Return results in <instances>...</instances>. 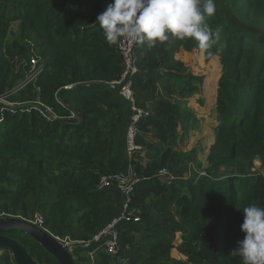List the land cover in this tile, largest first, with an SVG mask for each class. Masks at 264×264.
Here are the masks:
<instances>
[{
	"label": "trees",
	"instance_id": "trees-1",
	"mask_svg": "<svg viewBox=\"0 0 264 264\" xmlns=\"http://www.w3.org/2000/svg\"><path fill=\"white\" fill-rule=\"evenodd\" d=\"M110 2L0 0V95L23 76L14 71L15 57L37 56L43 65L35 82L8 97L25 104L23 108L0 103V214L27 215L32 196L44 227L73 240L89 239L119 214L123 203L117 189L97 190L100 175L123 171L129 164L125 135L119 140L116 132L118 113L129 121L132 112L118 90L106 84L119 78L122 59L95 24ZM214 3L215 13L206 16L202 26L218 32L219 38L204 53L194 39L172 36L152 49L136 47L138 70L132 88L138 104L153 98L154 106L152 115L139 121L136 138L148 160L142 165L135 154L133 164L139 175L149 178L132 192L134 205L142 208L140 221H120L118 254L98 250L97 264H205L219 249L218 234L225 263L243 264L232 253L244 236L242 209L264 207V177L247 175L255 159L264 166V0ZM194 50L206 61L218 57L220 73L214 67L213 74H195L193 61L179 56ZM206 76L208 81L217 76L213 110L218 122L207 163L228 172L216 179L194 174L185 183L184 171L171 165L183 154L197 159L198 149L183 152L174 145L184 144L200 128L187 97L200 95L199 107L210 110L201 96ZM50 114L55 118L48 119ZM163 166L181 178L170 184L159 179L155 175ZM156 216H166L173 235ZM212 223L216 232L210 240L205 229ZM178 232L181 241L176 244ZM0 234L22 243L38 264H59L28 234L14 229ZM93 248L78 247L75 264L88 262L80 253ZM173 248L184 258L168 263ZM0 264H16L9 250L0 251Z\"/></svg>",
	"mask_w": 264,
	"mask_h": 264
},
{
	"label": "clouds",
	"instance_id": "clouds-1",
	"mask_svg": "<svg viewBox=\"0 0 264 264\" xmlns=\"http://www.w3.org/2000/svg\"><path fill=\"white\" fill-rule=\"evenodd\" d=\"M216 11L214 0H111L95 18L106 43L122 39L154 48L170 36L192 38L205 51L216 44L219 33L203 25ZM194 174V173H193ZM243 239L232 250L243 264H264V207L255 204L242 209Z\"/></svg>",
	"mask_w": 264,
	"mask_h": 264
},
{
	"label": "built area",
	"instance_id": "built-area-1",
	"mask_svg": "<svg viewBox=\"0 0 264 264\" xmlns=\"http://www.w3.org/2000/svg\"><path fill=\"white\" fill-rule=\"evenodd\" d=\"M136 47L137 44L131 43L123 39L118 44H116V52L122 59V71L118 79L106 82L107 85H109L112 88H116L118 90L119 95L129 103L132 112L125 133L126 154L129 160L128 167L123 171L100 175L99 182L97 184V190L99 191L115 188L123 195V203L119 214L114 216L109 222L106 223V225L102 229H100L97 233H95L89 239L86 240H73L69 236L60 237L50 233L44 227V217L39 213H36L31 219L28 220L30 223L38 225L39 227L49 232L58 242H60L67 248V250L72 254L73 258L75 257L74 252L78 249V247L88 248L91 246H94V248L86 252L89 255L92 262L94 259V255L98 250H102L110 256L117 255L119 251V233L117 229V224L122 220L139 222L141 219L142 208L138 205H134L132 200V192L134 191L135 185L139 181L149 177L139 175L135 170L132 162L136 161L135 154H138L142 159L146 157V152L144 147L142 145L137 144L136 142V138L138 135V123L141 119L147 118L152 115L154 100L153 98L144 100L143 105L137 103L132 88V77L138 70L136 64V59H137ZM31 62H32V66L35 63L38 66L42 65L40 62L39 63L41 65H39L38 59L36 57H32ZM42 69H43V65L40 69L36 71L31 70L29 78L23 83L17 86L15 85L11 89V91L6 93V95L12 93L14 90L18 91L20 89H23L25 88L24 87L25 85L27 86L30 83L35 82L34 80H37ZM71 87L72 85H69L66 86L65 88H71ZM47 111L51 113L50 109H48ZM46 117L48 119L55 118V116H53L52 114H50V116L46 115ZM259 164L261 165V162H259ZM262 168L263 170L261 171V173H256V174H260L264 177V167ZM192 175L194 174L189 168V170L186 172L184 176H182V178L189 179ZM247 175H252V174H247ZM155 176L165 181L167 184H170L177 177L181 178L179 176H176L173 172H171L169 168H165V167L160 168ZM197 176L205 177V171H202L201 173H197ZM7 216L11 217L12 215H7Z\"/></svg>",
	"mask_w": 264,
	"mask_h": 264
},
{
	"label": "rangeland",
	"instance_id": "rangeland-1",
	"mask_svg": "<svg viewBox=\"0 0 264 264\" xmlns=\"http://www.w3.org/2000/svg\"><path fill=\"white\" fill-rule=\"evenodd\" d=\"M225 14L226 15H229L228 14V11L227 9L224 10ZM244 27H247V28H250V29H253L255 30V28L253 27H249V26H246V25H243ZM12 29L13 30H16L17 29V25L16 24H13L12 25ZM263 34V37H264V32L262 33ZM197 50H194L190 55L186 56L185 57V54L182 53L180 54L179 56H182L183 60L186 62L188 59H191L193 61V72L196 74H199V75H203L205 74L206 72L208 73H211V70H213L214 67H217L218 68V73H220V67H219V59L218 57H213L211 58L209 61H206L203 53L204 51H201L203 53H197L195 52ZM32 57H36L37 56H28V57H22V58H19V57H15L13 60H12V63H13V67H14V71L16 73L22 71L23 72V76L21 78H19V80L17 81L16 83V86L23 83L24 81H26L28 78H29V75H30V72L31 70H38L42 67V65L39 63V65L41 66H38L36 63L32 66V62H31V58ZM189 73V71L187 72H183L181 73L182 76H187ZM213 74V73H211ZM216 74V73H215ZM202 79V78H201ZM36 81V80H34ZM202 84H204V78L202 79ZM214 85V84H213ZM26 87V85L24 86ZM17 90H14L12 93H15ZM2 94V96H0V103L1 104H5V105H8L9 107H20L23 108V106L25 104H23L22 102H9L10 100L8 99V97L12 94ZM205 95V94H204ZM203 96V94L201 95ZM200 97V95H192L190 97H187L186 100H190L188 101V105L191 106V107H195L197 109L196 113L198 115H203L202 117L199 116L198 119L200 120V131L197 132V133H192L191 135H189V143H188V147H191L190 149L192 148H196L198 149V156H197V159L195 158L192 159V158H188L186 157V154H183V156L181 155L178 159H177V164H173L171 165V169L174 170V169H179V170H183V176L186 174V172L189 170V168L191 169V171L194 173V174H197V173H201L202 171H205V177L206 178H209V179H216L218 178V176L220 174H222V172L224 174H226L228 172V169L224 168V167H220V168H210L208 166L209 163H207V155L209 154L210 152V147L213 145L214 143V140H215V130H214V127L217 126L218 122L216 120V113L215 111L213 110L214 108V99H213V96H210V99L206 98L207 99V103H208V106H211L210 107V114H209V119L206 120V116L208 117V112H206L208 109L205 107L203 109V107H199V103L197 102V98ZM204 97V96H203ZM207 97V95H206ZM194 100V101H193ZM190 102V103H189ZM37 103V102H36ZM206 105V104H205ZM209 108V107H208ZM119 117H120V122L118 124V127H117V132H116V137L120 140H123L124 139V135L126 133V129H127V125H128V118L125 117L124 113L123 112H120L118 113ZM198 129V130H199ZM186 143V142H185ZM185 143H180V144H176L174 145L175 147L174 148H178V149H187L188 147L187 146H184ZM158 147H161V149H163V146L161 145H157ZM187 151H189V149H187ZM184 152V151H183ZM151 156H153V151H151ZM158 156H156L157 158ZM140 158V157H139ZM142 159V158H140ZM136 160H137V157H136ZM258 161V162H256ZM142 165H144L145 163L142 162V161H139ZM260 160L259 159H255L253 161V165L251 167L248 168V171L247 173L249 174H252L255 175L256 173H261V171L263 170L262 167H264L262 164L260 165L259 164ZM133 164V162H132ZM134 165V164H133ZM165 168H168L166 166H163ZM162 168V167H161ZM169 168V170L171 172H173ZM245 173V175L247 174ZM189 179L187 180H184L183 181L185 183L188 182ZM237 181V180H236ZM29 202H30V206H29V209L28 211H30L27 215L23 216V215H12L11 217H14V218H19V219H22V220H25V221H28L29 219H31L36 213H39L43 216V214L40 212V211H35L37 210L34 205H31V202L33 204V197L31 196L29 198ZM116 203H117V200H116ZM113 208L116 210L117 207L116 205L113 206ZM173 210L172 207H170L168 209L169 213L166 214V216H169L171 214V211ZM35 211V212H33ZM3 214V213H2ZM0 214V219L1 218H6V216ZM154 216V215H153ZM166 216L165 217H158L156 216V220L159 221L162 225H164V230L169 234V235H173L172 232H171V229H170V225L168 224L167 220H166ZM9 217V218H11ZM44 217V216H43ZM29 222V221H28ZM205 232L208 236V239L210 240H213L214 238V235H215V232H216V223H212L210 224L206 229H205ZM181 234L178 232L176 234H174V239H175V242H177L176 244H179L180 243V239H181ZM218 239L220 240V242L222 241L221 239V234H218ZM218 240V243H217V248L218 251L214 252L212 257L205 263V264H226L225 263V258L223 256V252H220V247H222V244H220ZM222 243V242H221ZM218 252L220 256H218ZM81 254V253H80ZM79 254V255H80ZM82 254L85 256V257H88V262H84V263H80V264H97L96 260H97V257H96V254L94 255V259H93V262L92 260L90 259L89 255L87 254V252H82ZM177 259V258H184L181 254L178 253L177 249L176 248H173L169 251V256H168V259H167V262L170 263L173 259ZM123 263V260H119V261H115L114 264H121Z\"/></svg>",
	"mask_w": 264,
	"mask_h": 264
},
{
	"label": "water",
	"instance_id": "water-1",
	"mask_svg": "<svg viewBox=\"0 0 264 264\" xmlns=\"http://www.w3.org/2000/svg\"><path fill=\"white\" fill-rule=\"evenodd\" d=\"M19 230L28 234L39 243L45 251L55 257L59 264H75L72 254L58 242L49 232L28 221L8 216L0 219V232ZM7 249L13 256L16 264H38L27 249L18 240L0 234V251Z\"/></svg>",
	"mask_w": 264,
	"mask_h": 264
},
{
	"label": "crops",
	"instance_id": "crops-1",
	"mask_svg": "<svg viewBox=\"0 0 264 264\" xmlns=\"http://www.w3.org/2000/svg\"><path fill=\"white\" fill-rule=\"evenodd\" d=\"M180 57H182V56H180ZM208 76H206L205 77V79H204V84H203V96L205 97V98H207L206 97V95H207V93H210V96H213V95H215V90H216V86H215V83H216V81H217V76L216 77H210L211 78V80L210 81H208ZM214 84V85H213ZM205 94V95H204ZM207 100V99H206ZM190 101V100H189ZM194 101V100H193ZM190 103V102H189ZM208 103H206V105H207ZM191 107V106H190ZM193 109H194V111L196 112L197 111V109L195 108V107H192ZM207 112V111H206ZM208 117L206 116V120H208L209 119V114H210V111H208ZM196 116L197 117H199V116H203V115H198V114H196ZM200 131V129L199 130H197L195 133H197V132H199ZM194 132H192V133H194ZM191 133V134H192ZM188 143H189V139L187 140V142L185 143V145L184 146H189L188 145ZM190 148L191 147H188L187 149H189L190 150ZM187 149H181L182 151H184V152H186L187 151ZM147 156L144 158V159H141V161L142 162H144V163H146V161H147ZM256 162H258V161H256ZM220 175H223V176H225V174L222 172V174H220ZM180 241H181V239H180ZM177 243V242H176Z\"/></svg>",
	"mask_w": 264,
	"mask_h": 264
}]
</instances>
